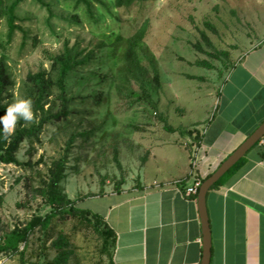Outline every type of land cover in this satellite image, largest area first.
I'll return each instance as SVG.
<instances>
[{
	"label": "rangeland",
	"instance_id": "rangeland-1",
	"mask_svg": "<svg viewBox=\"0 0 264 264\" xmlns=\"http://www.w3.org/2000/svg\"><path fill=\"white\" fill-rule=\"evenodd\" d=\"M46 1L52 3L56 14L73 9L65 0ZM98 11L102 19L96 23L83 16L82 8H79L83 17L80 24L53 16L55 31H52L47 24V8L38 0H23L16 11L21 17L17 22L30 31L31 37L22 47L23 32L17 30L7 44L5 60L13 82L6 93L5 102L9 105L17 98H25L29 72L50 68L48 53L61 51L65 41L77 44L79 49H90L99 46L102 39L111 40L112 44L98 48L92 65L80 67L78 76H71L68 82L70 92L79 96L75 107L88 110L85 123L89 128L93 125L98 128L86 149L79 144L71 153L61 182L64 192L87 208L93 207L90 201L93 196L106 190L126 186L135 189L145 176L152 179L171 174L174 166L165 161L171 155L173 140L190 144L193 136L189 137L188 131L201 130L204 120L215 114L223 76L249 47L254 35L261 34L264 0H143L117 8L112 15L103 8ZM146 20L150 23L141 45V58L150 70L152 62L159 70V82L155 81L154 73H150L147 82V92L156 106L135 102L130 107L135 97L129 95V89L141 88L132 81L123 86V93L116 89L125 50V44L118 42L116 35L128 37ZM7 31L5 17L0 16V43L6 42ZM203 33L212 45L206 42ZM34 37H38L36 46ZM2 52L0 45V58ZM201 60L212 65L198 64ZM87 68H97L108 78L100 82L98 77L90 76ZM102 90L105 101L100 105L91 100L85 104L80 99ZM34 119L39 117L34 115ZM167 123L178 130L168 131ZM69 136V131H58L55 124L48 123L39 140L22 143L18 152L21 164H0V238L15 225H24L35 214L50 210L36 187L48 176L52 162L64 154ZM94 227V223L83 222L74 215L55 217L49 229L38 227L27 243L21 244L23 255L0 252V264H52L57 254L53 241L60 233L69 235L76 251L65 264H112Z\"/></svg>",
	"mask_w": 264,
	"mask_h": 264
},
{
	"label": "crops",
	"instance_id": "crops-1",
	"mask_svg": "<svg viewBox=\"0 0 264 264\" xmlns=\"http://www.w3.org/2000/svg\"><path fill=\"white\" fill-rule=\"evenodd\" d=\"M263 28L223 76L215 114L201 130L188 131L195 139L187 145L173 140L165 161L174 166L171 174L145 176L138 188L106 190L90 200L116 234L114 264H203L199 196L186 188L210 176L264 122ZM263 138L207 194L210 264H264Z\"/></svg>",
	"mask_w": 264,
	"mask_h": 264
},
{
	"label": "trees",
	"instance_id": "trees-1",
	"mask_svg": "<svg viewBox=\"0 0 264 264\" xmlns=\"http://www.w3.org/2000/svg\"><path fill=\"white\" fill-rule=\"evenodd\" d=\"M23 0H0V16L5 17L8 31L6 34V42L0 43L3 48L2 57L0 58V114H3L8 104L5 102L6 93L9 90V85L13 83L8 73L6 64L7 58V44L12 42L17 30L23 32L22 47H25L30 39V31L17 22L21 17L17 14V8ZM49 11L47 18L52 31H55L52 25L51 17L58 16L71 23L80 24L82 22V14L79 8L83 10V16L92 19L93 22H99L102 19V13L98 10L104 9L110 15L117 8L130 7L134 2L143 0H65L71 3L73 9L67 10V13L56 14L52 3L46 0H38ZM76 9V10H74ZM105 15V14H104ZM149 20L135 30L130 36L126 37L121 33L116 35L118 42L125 44L123 52V64L118 70V82L116 89L121 94L123 93V86L130 84L132 81L139 83L140 91L129 89L128 93L131 97H135L129 105L133 106L135 102H141L156 106V101L147 92V82L150 73H154L155 81L160 80L158 68L152 62V70L148 68L141 58V45L149 30ZM206 42L212 45L211 40L203 33ZM34 46L37 45L38 37H34ZM111 40L102 39L99 46L87 49H79L77 44L70 45L69 40L64 42L63 48L57 53H48V59L51 61L50 68H41L36 72H29L25 82L24 97L31 98L32 109L35 117L32 122L27 123L23 119L16 122L14 132L11 136L4 138L0 133V164L13 163L21 164L18 158V152L22 143L25 140L40 139V133L44 126L48 123H53L57 126L58 131L70 132L69 140L67 141L64 154L60 158L55 159L48 169V176L43 179L41 185L36 187V192L44 197L46 204L50 206V210L45 214H35L31 220L27 221L24 225H15L13 229L4 233L0 238V252H9L11 254H24L21 249V244L27 243L29 236L38 227L43 230L50 228L53 218L66 217L74 215L79 217L83 222L94 223L95 230L99 237L103 240V250L108 253L113 262V248L116 241V234L114 230L108 225L104 217L99 212H94L92 209L82 207L76 200L71 199L63 190L61 182L66 176L67 165L71 158V153H74L77 145L86 149L90 138L95 135L97 131L96 126L89 128L87 126L88 110L77 109L76 103L78 97L70 92L69 79L73 75L79 74L80 67H89L96 61L98 50L101 46H105ZM200 47V46H199ZM99 48V49H98ZM228 55V52H223ZM216 57H219L216 55ZM198 64L210 67L212 64L208 60L198 61ZM86 69V68H85ZM90 70L91 77H98L100 82H104L108 78V74H101L97 68H87ZM104 90L99 93H92L89 95H82L80 99L86 104L92 101L94 105H100L105 101ZM90 98V99H89ZM49 107L47 108V105ZM81 118L82 121L79 119ZM86 122V123H85ZM166 129L170 132H175L178 128L166 124ZM80 141V142H79ZM259 142V141H258ZM257 142V143H258ZM245 157L243 156L235 165H233L213 186L212 188L219 187L225 180L235 173L244 163ZM78 158V156H76ZM211 188V189H212ZM1 199V196H0ZM53 247L56 249L57 254L52 264H65L72 255L76 253L75 249L71 246V239L69 235L60 233L53 241Z\"/></svg>",
	"mask_w": 264,
	"mask_h": 264
},
{
	"label": "water",
	"instance_id": "water-1",
	"mask_svg": "<svg viewBox=\"0 0 264 264\" xmlns=\"http://www.w3.org/2000/svg\"><path fill=\"white\" fill-rule=\"evenodd\" d=\"M264 136V122L253 132L222 164L202 183L198 198L204 223V259L203 264H210L212 235L207 208V194L212 186Z\"/></svg>",
	"mask_w": 264,
	"mask_h": 264
},
{
	"label": "clouds",
	"instance_id": "clouds-1",
	"mask_svg": "<svg viewBox=\"0 0 264 264\" xmlns=\"http://www.w3.org/2000/svg\"><path fill=\"white\" fill-rule=\"evenodd\" d=\"M34 118L31 98H17L0 114V133L4 138L12 135L19 119L31 121Z\"/></svg>",
	"mask_w": 264,
	"mask_h": 264
},
{
	"label": "built area",
	"instance_id": "built-area-1",
	"mask_svg": "<svg viewBox=\"0 0 264 264\" xmlns=\"http://www.w3.org/2000/svg\"><path fill=\"white\" fill-rule=\"evenodd\" d=\"M262 141H263V143H264V138H263ZM203 181H204V180H203L202 178L196 177V178L193 180L192 184H190L189 186H187V188H186V193H187L188 195H192V194L197 195V194L199 193V189H200V187H201Z\"/></svg>",
	"mask_w": 264,
	"mask_h": 264
}]
</instances>
